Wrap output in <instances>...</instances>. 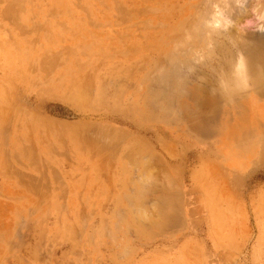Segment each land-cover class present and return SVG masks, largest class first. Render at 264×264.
<instances>
[{
	"label": "rangeland",
	"instance_id": "1",
	"mask_svg": "<svg viewBox=\"0 0 264 264\" xmlns=\"http://www.w3.org/2000/svg\"><path fill=\"white\" fill-rule=\"evenodd\" d=\"M261 3L0 0V264H264Z\"/></svg>",
	"mask_w": 264,
	"mask_h": 264
},
{
	"label": "bare ground",
	"instance_id": "2",
	"mask_svg": "<svg viewBox=\"0 0 264 264\" xmlns=\"http://www.w3.org/2000/svg\"><path fill=\"white\" fill-rule=\"evenodd\" d=\"M261 4H263V6H264V0H262V3ZM264 53H263V51H260V52H258V53H256L255 54V57H253V58H251L250 60H249V62L247 63L248 64V66L250 67V65H252V62L257 58V57H263L264 55H263ZM250 70V69H249ZM248 70V71H249ZM245 71H246V67H245ZM257 83H259V81H257Z\"/></svg>",
	"mask_w": 264,
	"mask_h": 264
}]
</instances>
